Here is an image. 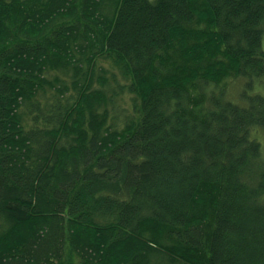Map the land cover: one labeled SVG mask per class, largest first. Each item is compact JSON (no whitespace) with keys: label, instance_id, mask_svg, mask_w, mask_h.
I'll return each mask as SVG.
<instances>
[{"label":"trees","instance_id":"1","mask_svg":"<svg viewBox=\"0 0 264 264\" xmlns=\"http://www.w3.org/2000/svg\"><path fill=\"white\" fill-rule=\"evenodd\" d=\"M263 41L264 0H0V264H264Z\"/></svg>","mask_w":264,"mask_h":264},{"label":"rangeland","instance_id":"2","mask_svg":"<svg viewBox=\"0 0 264 264\" xmlns=\"http://www.w3.org/2000/svg\"><path fill=\"white\" fill-rule=\"evenodd\" d=\"M263 48H264V41H263ZM119 74L120 73L118 71H116V74L114 76L110 75L111 81L113 79H116V81L118 83H120L121 85L126 84L127 81L122 77V75H119ZM245 83H246V81L243 79L229 81V83L227 85V87H228L227 93L231 99L235 100V102H236V100L241 102V103L243 102V99H241L242 94L245 91H247L245 89H244L245 91H243L244 85L246 86ZM119 91H120V89H119ZM254 91L264 93V79H263V82H260V84L255 81L253 83V91H248V92H254ZM116 103H117V106L115 108V114L116 115L119 114L121 116H124L126 114H131V111H132L131 101L127 95H126V97L122 96L121 98L117 99Z\"/></svg>","mask_w":264,"mask_h":264}]
</instances>
